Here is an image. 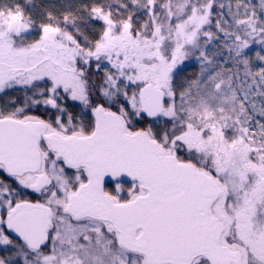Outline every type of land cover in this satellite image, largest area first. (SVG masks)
I'll use <instances>...</instances> for the list:
<instances>
[{
    "label": "snow or ice",
    "instance_id": "1",
    "mask_svg": "<svg viewBox=\"0 0 264 264\" xmlns=\"http://www.w3.org/2000/svg\"><path fill=\"white\" fill-rule=\"evenodd\" d=\"M0 264H264V0H0Z\"/></svg>",
    "mask_w": 264,
    "mask_h": 264
},
{
    "label": "rangeland",
    "instance_id": "2",
    "mask_svg": "<svg viewBox=\"0 0 264 264\" xmlns=\"http://www.w3.org/2000/svg\"><path fill=\"white\" fill-rule=\"evenodd\" d=\"M254 3L259 2V0H253ZM183 69L182 73L189 72L192 75H196L199 72V64L193 59L189 61H185L183 65L180 66Z\"/></svg>",
    "mask_w": 264,
    "mask_h": 264
},
{
    "label": "trees",
    "instance_id": "3",
    "mask_svg": "<svg viewBox=\"0 0 264 264\" xmlns=\"http://www.w3.org/2000/svg\"><path fill=\"white\" fill-rule=\"evenodd\" d=\"M40 2V0H37V3H39ZM180 76H181V78H183V77H190V76H195V75H192L191 73H189V72H185V74H183L182 72L180 73Z\"/></svg>",
    "mask_w": 264,
    "mask_h": 264
}]
</instances>
